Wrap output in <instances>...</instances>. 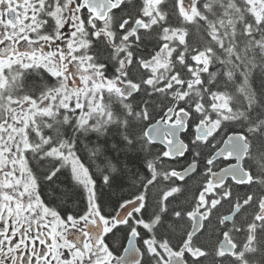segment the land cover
<instances>
[{
	"label": "snow or ice",
	"instance_id": "snow-or-ice-1",
	"mask_svg": "<svg viewBox=\"0 0 264 264\" xmlns=\"http://www.w3.org/2000/svg\"><path fill=\"white\" fill-rule=\"evenodd\" d=\"M0 264H264V0H0Z\"/></svg>",
	"mask_w": 264,
	"mask_h": 264
},
{
	"label": "trees",
	"instance_id": "trees-1",
	"mask_svg": "<svg viewBox=\"0 0 264 264\" xmlns=\"http://www.w3.org/2000/svg\"><path fill=\"white\" fill-rule=\"evenodd\" d=\"M162 148L163 147L161 145L156 144L154 146V151H159ZM122 158H123V156H122ZM191 160H192L191 153H187L185 157L176 159L174 161H171V163H173V166L176 167V169H181L184 166H186L188 163H190ZM226 162H228V161H226ZM217 163H218V166L221 167V166L224 165L225 162H224V160L220 159ZM203 170H204L203 169V161H200L199 169L194 174H191V176H190L191 178L188 179V185L190 187L192 185H194L196 180L199 178L200 172H203ZM178 183L182 184L183 182H178ZM127 189H128V184H127V182H125L121 187H114L113 189H106L105 191L107 192L108 195H111V196L115 197V196H118V195L122 194V192L126 194ZM226 209H227V205H225V209L222 210V211H226ZM118 235L122 236V234H118Z\"/></svg>",
	"mask_w": 264,
	"mask_h": 264
},
{
	"label": "flooded vegetation",
	"instance_id": "flooded-vegetation-1",
	"mask_svg": "<svg viewBox=\"0 0 264 264\" xmlns=\"http://www.w3.org/2000/svg\"><path fill=\"white\" fill-rule=\"evenodd\" d=\"M161 146H162V145H161ZM162 147H163V146H162ZM221 159H222V158H221ZM222 160H223V159H222ZM224 162H225V163H224V165H223V166H225V165H226V163H228V162H226V161H224ZM188 164H189V163H188ZM188 164H187V165H188ZM187 165H186V166H187ZM186 166H184V167H186ZM184 167H183V168H184ZM221 167H222V166H221ZM183 168H181V169H177V170H182ZM189 176H191V175H189ZM178 182H179V181H178ZM125 243H126V241H125ZM120 251H122V249H120Z\"/></svg>",
	"mask_w": 264,
	"mask_h": 264
},
{
	"label": "water",
	"instance_id": "water-1",
	"mask_svg": "<svg viewBox=\"0 0 264 264\" xmlns=\"http://www.w3.org/2000/svg\"><path fill=\"white\" fill-rule=\"evenodd\" d=\"M226 166V165H225ZM225 166H223V167H225ZM187 167V166H186ZM191 174H193V173H190L189 175H191Z\"/></svg>",
	"mask_w": 264,
	"mask_h": 264
}]
</instances>
